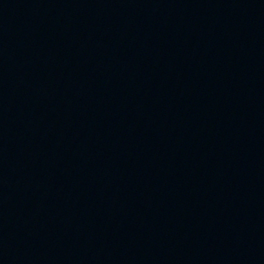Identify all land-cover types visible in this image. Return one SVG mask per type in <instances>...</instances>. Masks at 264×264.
Masks as SVG:
<instances>
[{"label":"water","instance_id":"obj_1","mask_svg":"<svg viewBox=\"0 0 264 264\" xmlns=\"http://www.w3.org/2000/svg\"><path fill=\"white\" fill-rule=\"evenodd\" d=\"M0 264H264V0H0Z\"/></svg>","mask_w":264,"mask_h":264}]
</instances>
